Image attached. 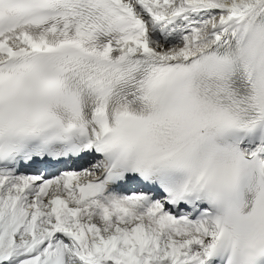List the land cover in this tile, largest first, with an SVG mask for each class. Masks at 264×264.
Returning <instances> with one entry per match:
<instances>
[{"label": "snow or ice", "instance_id": "1", "mask_svg": "<svg viewBox=\"0 0 264 264\" xmlns=\"http://www.w3.org/2000/svg\"><path fill=\"white\" fill-rule=\"evenodd\" d=\"M0 264H264V0H0Z\"/></svg>", "mask_w": 264, "mask_h": 264}]
</instances>
